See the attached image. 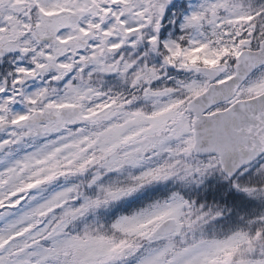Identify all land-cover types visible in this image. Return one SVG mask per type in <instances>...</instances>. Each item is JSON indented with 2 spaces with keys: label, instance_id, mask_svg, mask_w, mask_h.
Returning <instances> with one entry per match:
<instances>
[{
  "label": "snow or ice",
  "instance_id": "obj_1",
  "mask_svg": "<svg viewBox=\"0 0 264 264\" xmlns=\"http://www.w3.org/2000/svg\"><path fill=\"white\" fill-rule=\"evenodd\" d=\"M0 264H264V0H0Z\"/></svg>",
  "mask_w": 264,
  "mask_h": 264
}]
</instances>
